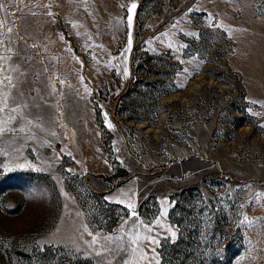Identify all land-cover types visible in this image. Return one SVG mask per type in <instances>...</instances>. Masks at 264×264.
<instances>
[{"label":"rangeland","instance_id":"1","mask_svg":"<svg viewBox=\"0 0 264 264\" xmlns=\"http://www.w3.org/2000/svg\"><path fill=\"white\" fill-rule=\"evenodd\" d=\"M0 109V264H264V0H0Z\"/></svg>","mask_w":264,"mask_h":264},{"label":"trees","instance_id":"2","mask_svg":"<svg viewBox=\"0 0 264 264\" xmlns=\"http://www.w3.org/2000/svg\"><path fill=\"white\" fill-rule=\"evenodd\" d=\"M186 236H183L181 234V236L178 238L177 242L175 243V245L170 246V248L172 249H168L166 251H163L162 249L159 251L161 253V255H163L164 257H168V259H166L165 261L167 262V264H188L186 261V254L181 251L180 249H182L183 247L187 246V242L185 241ZM176 247L178 249H176ZM83 262H87L86 260ZM79 262H77L78 264ZM192 264H202L201 261H194Z\"/></svg>","mask_w":264,"mask_h":264},{"label":"snow or ice","instance_id":"3","mask_svg":"<svg viewBox=\"0 0 264 264\" xmlns=\"http://www.w3.org/2000/svg\"><path fill=\"white\" fill-rule=\"evenodd\" d=\"M135 7H136V5L135 4H133L132 6H131V9H135ZM130 9V10H131ZM129 25H131V17H129ZM3 109H0V111H2ZM13 111H15V109H13ZM109 127H110V125H109ZM150 242H152V243H155V241H150Z\"/></svg>","mask_w":264,"mask_h":264}]
</instances>
